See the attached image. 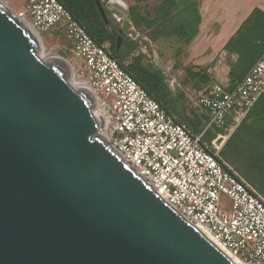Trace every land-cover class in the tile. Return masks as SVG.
<instances>
[{"label":"water","instance_id":"1","mask_svg":"<svg viewBox=\"0 0 264 264\" xmlns=\"http://www.w3.org/2000/svg\"><path fill=\"white\" fill-rule=\"evenodd\" d=\"M105 126L69 62L0 0V264H236L106 142Z\"/></svg>","mask_w":264,"mask_h":264},{"label":"built area","instance_id":"2","mask_svg":"<svg viewBox=\"0 0 264 264\" xmlns=\"http://www.w3.org/2000/svg\"><path fill=\"white\" fill-rule=\"evenodd\" d=\"M21 15L39 33L65 22L80 80L97 98L103 129L126 162L239 264H264V199L219 160L227 135L220 134L212 150L203 133H194L163 108L59 0H28ZM262 94L264 52L234 88L214 82L196 103L209 114L210 124L230 135ZM223 194L231 200L230 210Z\"/></svg>","mask_w":264,"mask_h":264},{"label":"crops","instance_id":"3","mask_svg":"<svg viewBox=\"0 0 264 264\" xmlns=\"http://www.w3.org/2000/svg\"><path fill=\"white\" fill-rule=\"evenodd\" d=\"M193 1L197 2L201 20L192 34L182 40L176 35L158 34L156 24L148 27L141 22L140 16L154 18L159 0L151 14L134 5L139 9L138 25L130 17L129 9L118 6L125 10L123 15H119L111 0L109 10L113 14L110 21L116 20L117 23L112 24L119 29L126 25V21L129 23L128 30L120 33L123 38L119 48L123 45L125 64L140 58L141 65L147 69L146 75L152 79L150 84L154 94L194 133H203V138L209 129L218 127L210 124L209 114L196 103L194 93L203 87L200 94H207L214 82L229 86L239 54L227 51L225 46L253 9L264 11V0ZM105 44L110 48L108 42ZM220 134L221 131L217 132L211 142L203 141L212 148L213 141Z\"/></svg>","mask_w":264,"mask_h":264},{"label":"trees","instance_id":"4","mask_svg":"<svg viewBox=\"0 0 264 264\" xmlns=\"http://www.w3.org/2000/svg\"><path fill=\"white\" fill-rule=\"evenodd\" d=\"M59 1L85 27L98 44L108 42L113 55L125 70L163 108L169 113L175 114L152 91V85L150 84L152 79L146 75L147 69L141 65L140 58H135L130 64H125L126 54L122 52L123 45L119 49L117 48L118 36L120 35L119 28L113 25L111 21L109 23L104 21L96 0ZM159 2L160 4L157 6L152 20L140 16L138 7L132 5L129 8V15L133 22L138 25L137 15H139L141 22L148 27L156 24L158 34L176 35L180 40L189 37L201 20L197 2L193 0H159ZM225 49L239 54V59L232 68L231 83L227 86V89L231 90L241 81L264 52V11L259 8L253 9L238 31L227 42ZM178 120L183 122L179 118ZM212 129L215 128L208 130L203 137L204 141L211 142L217 136V132L225 131L218 128L212 131ZM220 152L224 158L221 157ZM220 152L219 160L227 164L239 177L241 176L238 170L227 163L226 160H230L238 168L245 167L248 172L253 171V175L249 174L250 180L255 186L264 191V94L260 96L248 115L228 136ZM241 178L252 188L247 179ZM260 197L264 199L262 195Z\"/></svg>","mask_w":264,"mask_h":264},{"label":"rangeland","instance_id":"5","mask_svg":"<svg viewBox=\"0 0 264 264\" xmlns=\"http://www.w3.org/2000/svg\"><path fill=\"white\" fill-rule=\"evenodd\" d=\"M17 14H19L21 17L25 18L28 21V18L21 15V12L25 11L28 7V0H4ZM104 6L108 9V15L109 17H113L112 11L109 10V4L111 3L110 0H102ZM114 3H117V6H121L122 8H125L126 10L129 9L132 5H138L140 7V10L142 12H145L147 14H151L153 9L158 5V0H111ZM113 4V3H112ZM25 21L24 19H22ZM26 22V21H25ZM41 37L42 46L50 53V54H56L61 57H64L69 64L71 65L72 69L76 72V78L80 80L79 74L80 71L77 67V59L72 52V44L70 39L67 36L66 28H65V22L61 21L58 25H56L51 31L47 32H37ZM202 88H198L197 92L195 94V100L199 97L200 93L202 92ZM105 134L108 136L107 131H104ZM223 135H229V131H221ZM227 140V139H226ZM225 140V141H226ZM225 143V142H224ZM221 155V152H220ZM222 158H224L221 155ZM226 160V159H225ZM227 163H229L232 167L238 170V173L241 177L247 179L250 184L252 185V189L259 195L264 197V191L259 189V187L255 186L252 181L250 180L249 176L253 175V171H249L245 167H237L236 164L232 163L230 160H226ZM250 174V175H249ZM222 201L224 202V208L226 210L231 209V200L230 198L223 194L222 195Z\"/></svg>","mask_w":264,"mask_h":264},{"label":"bare ground","instance_id":"6","mask_svg":"<svg viewBox=\"0 0 264 264\" xmlns=\"http://www.w3.org/2000/svg\"><path fill=\"white\" fill-rule=\"evenodd\" d=\"M20 18L21 19H24L25 21V23H26V25L32 30V31H34L36 34H37V36H39L40 37V35L37 33L38 31L37 30H35L32 26H31V24L25 19V18H22L21 16H20ZM41 38V37H40ZM54 58H60V56L59 55H56V54H51ZM71 73L74 75V76H76V72L72 69V67H71ZM81 81V80H80ZM82 82V81H81ZM83 83V82H82ZM83 85L86 87V88H88V89H90L87 85H85V83H83ZM91 90V89H90ZM93 93V92H92ZM97 99V98H96ZM105 130L102 128V129H100V132L105 136V138H106V142L121 156V157H123L120 153H119V151L111 144V142H110V139L108 138V136L105 134V132H104ZM124 158V157H123ZM126 161V160H125ZM161 195V194H160ZM164 199V198H163ZM174 208V207H173ZM210 241H212L217 247H219L228 257H230L231 259H232V261H234L236 264H239L236 260H234L230 255H229V253L227 252V251H225L221 246H219L214 240H212L210 237H209V235L207 234V232H206V230L205 229H202V228H200L199 226H196Z\"/></svg>","mask_w":264,"mask_h":264}]
</instances>
